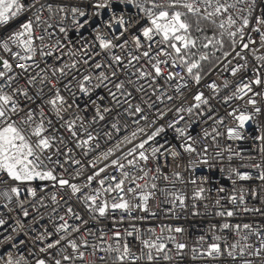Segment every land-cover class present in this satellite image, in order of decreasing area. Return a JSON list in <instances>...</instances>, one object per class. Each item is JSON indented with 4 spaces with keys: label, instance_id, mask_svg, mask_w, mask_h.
Returning <instances> with one entry per match:
<instances>
[{
    "label": "snow or ice",
    "instance_id": "1",
    "mask_svg": "<svg viewBox=\"0 0 264 264\" xmlns=\"http://www.w3.org/2000/svg\"><path fill=\"white\" fill-rule=\"evenodd\" d=\"M0 264H264V0H0Z\"/></svg>",
    "mask_w": 264,
    "mask_h": 264
},
{
    "label": "built area",
    "instance_id": "2",
    "mask_svg": "<svg viewBox=\"0 0 264 264\" xmlns=\"http://www.w3.org/2000/svg\"><path fill=\"white\" fill-rule=\"evenodd\" d=\"M219 176V174H217ZM255 186V185H253ZM252 203H256L255 201H253ZM199 223V221H191V228H190V231H195V227L196 225Z\"/></svg>",
    "mask_w": 264,
    "mask_h": 264
}]
</instances>
